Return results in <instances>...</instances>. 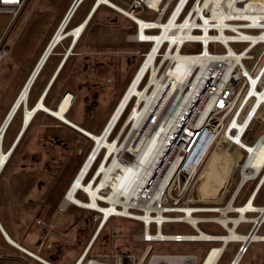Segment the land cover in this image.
Wrapping results in <instances>:
<instances>
[{"label": "built area", "instance_id": "obj_1", "mask_svg": "<svg viewBox=\"0 0 264 264\" xmlns=\"http://www.w3.org/2000/svg\"><path fill=\"white\" fill-rule=\"evenodd\" d=\"M121 1L123 5L120 6L123 9L117 7L115 9L135 24V32L128 35V40L149 44L146 51L137 50V53L143 57V63L155 45V40L137 38L140 28L138 18H142L139 14L145 10L155 13V18L152 20L142 18L147 23L145 28L147 34L161 32V27L154 23L157 21L169 22L175 14V24L168 31L173 36L161 41L157 56L153 60V64L159 67L156 75L165 85L163 93L166 94L173 83L169 82L166 77L169 70H176L179 75L185 74L187 70L185 66L178 64L177 59L166 56L168 51L173 54L176 51L183 54H199L206 57L208 61L204 66H194L193 70L189 72L187 84L191 85L196 81L195 91L193 90V94L188 99L187 109L166 131L162 127L167 123L169 115L164 111L162 100H155L150 104H145V101L142 100L137 105V96L131 97L107 138L110 139L131 103L133 105L128 115L137 105L139 113H142L138 126L134 125L135 119H133L123 127L127 115L122 127L112 140L118 136L117 141H121L120 145L129 140L132 151L124 152L125 156L121 157V161H134L142 137L146 133L147 136H150L155 132L159 142L155 144L151 154L149 174L143 178L141 185L129 202H126L125 195L113 202L98 198L101 205L107 208L114 206L115 210L106 216L103 210L89 209L92 211L89 219L97 222L95 232L88 248L73 264H219L229 243L233 241H238L239 246L228 264H239L248 252L250 243L255 239L250 238L246 241L233 237L225 239L224 237L230 236L231 229L236 231L238 225L243 221L239 220L235 223L234 220L237 217L233 213H237L239 217L240 212L232 209V205H238L236 199L241 187L247 181L259 180L264 170L263 165L255 177L248 178L241 183L242 170L250 156V151L236 140V137L242 141L245 140L255 120L264 121V0H235L233 3L231 0H220L217 9L210 7V0ZM238 1L242 3L241 7H236L235 3ZM27 2L28 0H0V14H10L11 16L0 33V63H3L10 54V48L6 45L5 40ZM102 4L107 5L106 3L99 5ZM221 33L226 38L221 36ZM179 37L182 38V41H179ZM188 43L199 44L200 50L184 52V47ZM232 44H245V46L242 48L233 47ZM258 47L259 50L255 53L254 51ZM151 70L152 67H149L144 74L139 83L140 88L144 89L149 82ZM142 85L143 87H141ZM152 87L154 88V84ZM136 132L139 133L138 137H135L136 134L134 135ZM263 137L264 132L251 144L255 145ZM221 142H226L228 152H233L236 148L243 151L244 157L242 160L236 159L233 169L234 172L238 168L240 169V178L233 190L230 191L236 172L224 185L222 184L220 191L218 190L220 192L219 199L204 200L203 196L197 193L200 188L199 174L206 164L208 156ZM93 149L94 147L88 155L93 158V163L84 178L85 182L95 176L107 152V148L102 146L97 154L93 155ZM103 151L105 152L102 159L96 169L94 168L96 171L92 175V167L99 160ZM115 156L114 152L107 165L113 161ZM102 175L99 176L100 179ZM100 193L103 196L108 195L106 190H101ZM84 194L87 196L86 193ZM189 213L196 218L194 223L187 218ZM113 217H125L141 223V231L130 234L132 241L142 245L138 257L132 253L119 251L115 243L112 246V253L96 254L92 252L93 244L111 223ZM262 221L264 220L254 221L247 234L248 237L252 232L258 233ZM37 222L44 227L47 226V223L41 219H38ZM174 223L184 224L192 232L165 233L163 231L164 226ZM201 223L216 224L224 232H206L200 228ZM51 228V225L47 228L39 251L45 246L50 247L48 237ZM113 229L114 225H112ZM157 241L198 242L211 243V245L206 248L204 256L200 260L198 253L158 252L154 246V242ZM21 250L24 253L20 255V259L11 262V264H19V262L56 264L38 253L30 252L24 248ZM0 255L3 257V252ZM211 256L212 259L209 260ZM168 257H172V260H167Z\"/></svg>", "mask_w": 264, "mask_h": 264}, {"label": "rangeland", "instance_id": "obj_2", "mask_svg": "<svg viewBox=\"0 0 264 264\" xmlns=\"http://www.w3.org/2000/svg\"><path fill=\"white\" fill-rule=\"evenodd\" d=\"M73 1L28 0L25 8L13 23L5 40L6 45L10 48V54L3 63H0V127L10 111L11 104H13L12 101L16 99L15 97H17L24 85L23 83L26 82L25 80H27L28 75H30L29 73H31L30 70L35 65L38 57L40 58L41 53L58 28V25L62 23ZM93 1L85 0L79 7L78 14L84 15ZM111 1L118 5H123L121 0ZM139 15L144 19L152 20L155 18V13L149 10H145ZM10 18V14H0V33L4 30ZM72 24L73 21L71 20L66 29H70ZM133 32H135V24L130 19L114 7L102 5L81 39V47H84L85 43H88L87 45L90 44L89 46L92 48H86L88 50L87 54L73 56L70 59L69 67L73 70L70 76L71 79L69 80V87L77 93L73 97L76 103L73 112L76 115L78 114L84 118H89L90 123H98L96 127L97 132L101 129L113 107L116 105L111 116L113 115L121 96L143 61V57L137 53V50L143 52L149 47V44L129 41L128 35ZM92 33L98 37L89 39L88 36L92 35ZM68 40L69 38L65 39L63 44L66 45ZM232 46L242 48L245 44H232ZM199 50V44L188 43L185 45L183 51L197 52ZM258 50L259 47L254 52L256 53ZM53 60L54 58L43 71L34 90L39 87L38 85L45 78L48 70L52 66ZM132 105L131 103V106L128 107L124 117L117 125L115 134L113 133L109 140H112L122 127ZM22 111L23 109L21 108V115L19 113V115H16L8 136L16 130V124L22 118ZM41 116L42 114L31 124L16 153L11 158L9 169L21 158L20 161L23 165L20 169L25 175L22 174L13 178L8 183V186L4 182L0 184V209L8 216L10 214L17 216L21 209L20 204H17L15 199L18 192H20L19 197L22 203H24V209L40 212V217L47 223V226L44 227L42 225L38 226L35 221L32 222L33 226L38 228V232L35 234L28 233L27 239L37 241L38 243L40 239H44L47 228L50 226V223H53L61 232L60 239L68 245L67 249L63 252V257L76 256L90 239L97 222L89 219V215L92 213L89 209L81 208L75 204H69L67 208L65 206V209H62L63 206L61 203H63L64 195L69 188V183L73 175L83 158L86 157L87 151L89 153L91 152L95 142L90 139L87 143L82 142L80 136L75 137V133H72V136L75 138L74 144L76 145L73 148L68 140L72 139V137H66L61 132L56 131L58 128L54 124H49L53 121L49 120V117L42 118L43 116ZM111 116L107 123L111 120ZM41 124L46 126V128L44 127L45 129L36 132V128ZM127 124H129V121L126 119L123 127L127 126ZM62 127L60 126V128ZM51 131L54 132L52 133ZM263 132L264 121L255 120L244 141L252 145L251 143ZM224 148L225 145L222 147L219 146L216 150L214 149L215 152L213 155L211 153L208 156L206 164L199 174L201 177L200 180L202 181L200 190L203 193H209L211 197L213 195V197H217L218 195L216 196V194L219 192L216 184L214 186L212 185L214 183L212 178L215 173L219 176L233 174V171L229 172V168L227 169L229 162H233L232 168L234 169L236 159L242 160L244 157V154L239 150L227 154ZM104 152H102L101 157L94 165L95 169L102 159ZM211 155L213 157L208 162ZM236 172L237 174L233 178L230 191L233 190L237 180L240 178V169L238 168ZM228 180L229 178L223 179L220 184L222 183L224 185ZM215 182H218V180ZM255 183L256 180L248 182L241 196L238 198L237 204L244 202ZM84 193L82 190H79L77 197L86 201L88 198ZM20 199H18L19 202ZM49 210L51 212L45 215L44 212L48 213ZM15 219L17 221V218ZM112 225H114L113 230ZM247 227L245 226V229ZM200 228L210 233L224 232L216 224L201 223ZM141 229L142 225L138 221L125 217H113L111 223L101 232L92 252L96 254L112 253V246L115 243L119 251L132 253L138 257L142 250V245L132 241L130 234L140 232ZM19 230L23 235L28 232L21 225ZM163 231L165 233L192 232L188 226L180 223L164 226ZM259 233H264V226ZM51 238L52 236L49 235L48 239ZM209 245L211 243L154 242L155 250L158 252H197L200 255V260L203 258L205 250ZM256 245L253 244L249 253L243 257L240 264L260 263L259 259L254 260L252 258V252L257 251L259 253L261 248L264 249V243L261 244L262 247L260 249ZM236 246L237 244L234 242L229 243L219 264L229 263ZM55 252V247L48 248L45 246L39 254L53 260L52 255ZM57 263L64 264L59 261ZM19 264H24V262H19Z\"/></svg>", "mask_w": 264, "mask_h": 264}, {"label": "bare ground", "instance_id": "obj_3", "mask_svg": "<svg viewBox=\"0 0 264 264\" xmlns=\"http://www.w3.org/2000/svg\"><path fill=\"white\" fill-rule=\"evenodd\" d=\"M210 2H211L210 7L213 9L215 8L217 9V6L220 0H210ZM231 2L233 3L235 2V0H231ZM100 3H106L107 5L111 7H114V8L117 7L119 9H123V7L114 3L111 0H96V3L94 5L92 12L96 10V8L99 6ZM235 5H237L236 7H241L242 3L238 1L235 3ZM67 19L68 17L65 18V20L63 19L62 23L58 25V28L56 29L50 41L48 42L47 46L45 47L44 51L42 52L40 56L41 58H39L38 63L36 64V67L31 71L28 79L26 80L24 86L19 92L13 104L14 107L12 106V108L10 109L8 113L9 114L8 118L6 119V121L4 120L5 122H3V126L0 131V149H2L1 146H2L3 137H4L3 129L5 128L9 119L11 118L13 112L16 110V108L18 110L21 105L25 106L24 107L25 109L24 118H25V123H26L25 126H28L31 120L33 119L34 115L36 114V112L39 109H42L54 115L55 117L65 121L69 125L81 130L86 135H88L91 139H93L95 143H98L97 147L94 149L92 153L93 155L97 154L98 150L100 149L99 145L105 146L107 148V152L105 155V159L100 165L99 169L97 171L95 170L96 171L95 176L93 178L91 177L89 181L85 182L84 178L89 172V169L93 163V158L87 157L86 161L84 162L79 172L75 176L74 180L71 182L69 188L67 189V192L64 195L62 206L65 207L67 204L73 203L77 206L88 208V209L103 210L105 212V215L107 216L108 214H110L111 211H114L115 208L114 206L107 208L101 205L98 202V198H102L106 201L113 202L115 199H119V197L125 195L126 202H129L130 198L134 195L139 185H141L143 178L149 174L151 154L154 150L155 144L159 142V140L156 139L155 132L151 134L150 136H147V133H146L142 137V140L139 144L140 148H138L139 151L137 152L136 159L134 161L122 162L121 157H124L125 153L132 151V147L129 144V140L125 141L124 143L120 145L121 141L119 142L117 141L118 136L114 140H109L107 138V135H108L107 132L108 131L110 132V130L116 124L122 112L124 111L128 103L130 102L132 96H137L138 98L137 103H136L137 105L142 100L145 101V104L153 103L155 100H162L161 103L163 105L164 111L165 113L169 115V119L167 120V123L164 124L162 127V129L166 131L168 128H170L171 124L175 120H177V118L182 113H184L183 111L187 109L186 105H187L188 99L190 95H192L193 92L195 91L194 89L196 88V84H195L196 81L192 83L191 85L187 84L189 72H191L194 66L196 65L204 66V64L208 61V59L199 54H183L179 51H176L175 54H173L172 52L168 51L166 56H170L172 58L177 59L178 64L185 66L187 70L185 74H181V75H179L176 72V70H173V69L169 70L168 75L166 77L169 80V82L172 81L173 83L171 84V87L167 91V93L166 94L165 92L163 93L162 91L164 90L163 87L165 85H164V82L161 81L156 75L159 67L153 64V60L155 56H157V50H158V47L161 41L164 38L170 39V37L173 36V35H170L168 31L172 28V25L175 24L174 23L175 14L172 16L169 22H165V21L155 22L154 24L158 27H161L162 31L153 33V34H147L145 32L147 23L144 21V19L138 18V21L140 22V28L137 34V38L141 40H155V45L149 52V55L147 59L145 60V62L141 63L140 67L138 68L132 80L130 81L129 85L127 86L125 92L121 96L118 102V105L116 107V110L111 116V120L109 121L107 131L104 134H101V133L95 134L91 131H87L86 129L82 128L81 126L77 125L76 123L72 122L70 119L66 117L65 113L71 106L72 100L74 97V95L71 92H67L64 95L57 109L48 108L44 104L42 100L43 98H41L37 102V104H35L32 107H28L27 105L28 98H29V91H30L29 87L32 81L36 79L35 77L45 57L48 54H51L50 51L52 47L56 43L59 44L63 39L67 38L70 34H72V37L74 39L73 44H75L77 40L79 39V37L81 36L82 32L85 30V27L88 21V19H86L81 24L75 27H72L70 29H66L67 24L69 22L67 21ZM188 34H189V31H188ZM221 36H224V38H226V36L223 35V33H221ZM252 38H255V37H252ZM179 41H182L181 37H179ZM149 67H152L149 83L144 87V89H141L139 88V83L144 77V74L149 69ZM153 84H154V88L152 87ZM136 106L134 107V109H132L131 113L129 114L127 118V121L135 119L134 125L138 126V124L141 121L142 113H139V108H137ZM137 134L139 135V133L137 132L134 133L135 137L136 136L138 137ZM236 140L240 144L246 146V148L250 151V156L246 160V163L242 170L241 183H243L246 179L255 177L259 173L261 167L264 165V137L260 141H258L255 145L253 144L250 145L240 140L238 137H236ZM114 152L116 153V156L113 158V161L109 165H107L108 160L112 158ZM10 155H11V151L9 152L0 151V166L1 167L6 163ZM101 175H102V178L100 179L99 176ZM260 180H261L260 181L261 182L260 185H261L262 182L264 181V170L262 172ZM79 190H82L83 192L87 194L88 200L84 201L77 197V193ZM101 190H106L108 195L103 196L100 193ZM232 209L238 210L240 212V216L235 218L234 220L235 223H237L239 220H249V218L245 216V212L248 210H254V211L260 212L257 217L253 218L254 221L259 222L261 220H264V206L260 207V206L255 205L253 203V198H250L245 204L241 206L232 205ZM187 211H189V209H187ZM187 218L193 223L196 221V218L190 215V213L187 215ZM227 237H233L236 239H243L247 241L250 238L264 239V234H257V233L252 232L250 237H248L247 235L245 236L243 234L236 232L234 229H231L230 236H225L224 238L227 239ZM10 241L13 242V240L11 239ZM157 258L158 257H156V259ZM211 259H212V256L209 260ZM167 260L171 261L172 257H168Z\"/></svg>", "mask_w": 264, "mask_h": 264}, {"label": "crops", "instance_id": "obj_4", "mask_svg": "<svg viewBox=\"0 0 264 264\" xmlns=\"http://www.w3.org/2000/svg\"><path fill=\"white\" fill-rule=\"evenodd\" d=\"M84 1L85 0H82L79 3V5L77 6V8L74 11L73 15L71 16L72 19L70 18V20L73 21L72 27H75V26L81 24L86 19H88L87 23L89 21L91 22L93 19H95L98 10L103 5V4L100 5V7H98V10L96 12H95V10L92 12V10L94 8V5L96 3V0H94L92 5L90 6V8L87 10V12L84 15H79L78 14L79 7L82 5V3ZM86 29H87V27H85V30L82 32L81 36L79 37V39L77 40V42L75 44H73L74 39L72 37V34H70L67 38H65V39L69 38L68 43L66 45L63 44V41L65 40V39H63L59 44H57L52 49L51 54L48 55L46 61L43 64V66L38 71V73H37V75L35 77L36 79L33 81V84H32V86L30 88L28 104H27L28 107L34 106L35 104H37V102L41 98H43L42 100H43L44 104L48 108L57 109L58 106L60 105V102H61L62 98L64 97V95L67 92L73 93L74 96L77 95L76 91L69 87V85H70L69 80L71 79L70 76H71L72 70H73L69 66H70V59L73 56H77V55L82 56L83 54H87L88 50L86 48H88V47L92 48L91 46H89L90 44L87 45L88 43H85L84 47H81V39L83 38V35H84ZM96 37H98V36L96 34H94V33H92V35L88 36L89 39H92V38L94 39ZM68 53H69V55H68ZM53 58H54V60H53L52 66L48 70L45 78L40 83V85H38L39 87H37V89L34 90V88H35L40 76L42 75L43 71L45 70V68L47 67V65L49 64V62ZM38 60H39V57H38ZM38 60L36 61L35 65L33 66L32 69H34L36 67V64L38 63ZM32 69L30 70V72L32 71ZM23 84H25V83H23ZM15 98H17V97H15ZM15 100L16 99H14L13 101L15 102ZM13 101H12V103L14 104ZM13 104H11V105L13 106ZM75 104H76L75 100L73 99L71 106L69 107V109L65 113L66 117L68 119H70L72 122L76 123L77 125L81 126L84 129H86L87 131H91V132H93L95 134H100V133L103 132V130H104L106 124H108L107 122H108V120H109V118H110V116H111V114H112V112H113V110L115 109V106H116L115 105L113 107V109H112L111 113L109 114L107 120L105 121V123L103 124L101 129L97 132L96 131V127L98 126V123H90L89 122V120H90L89 118H87V117L84 118V117H82V115L74 114L73 108H74ZM12 106H11V108H12ZM24 107H25L24 105H21L19 107L17 112H15V114L13 115L10 123L8 124V126L6 128V130L4 131V137H3V142H2V146H1L2 149H0V151H4V152L11 151V155L9 156V159L6 161V163L2 167L0 166V184L2 182H4L6 184V186H8V183L13 178H15V177H17L19 175H22V174L25 175L24 172H22V170L20 169L21 166L23 165V163L20 161L21 158L18 159L12 165L11 169H9V165H10L11 158L16 153V151H17V149H18V147H19V145H20V143H21L26 131L29 129V127L34 122V120L36 118H39L40 114H42V116H43V117L41 116L42 118L49 117L48 119L53 121L52 123H49V124H54V126L59 129V130L57 129L56 131L61 132L62 135L66 136V137H72V139H68V138L67 139L69 140V144L71 143L70 145H72L73 148L76 145L74 144L75 138L72 136V133H75L74 134L75 137L80 136V140L82 142H86L87 143L89 141V139L93 141V139H91L88 135H86L81 130L69 125L65 121L55 117L54 115H52L49 112H47L45 110H42V109H39L36 112V114L34 115L33 119L29 123V125L25 126L26 123H25V118H24L25 117L24 116L25 115ZM21 108L23 109L22 118L20 119V122H18L16 124V130L10 136H8V133H9L11 127H12V123H13L16 115L18 113L21 115ZM60 126H63L64 128L63 127L60 128ZM44 127L46 128V126H44L43 124L39 125L36 128V132L40 131L41 129H45ZM51 132L53 133L54 131H51ZM115 132H116V129L114 130L113 133L115 134ZM117 133H116V135H117ZM68 135H70V136H68ZM4 140H5V142H4ZM78 140H79V138H78ZM223 145H225L224 149H225V152L227 154H231V153H233V152H235L237 150H239V151H241L243 153V151L241 149H239V148H236L233 152H228V150L226 149V147H227L226 142H221V144L219 146L222 147ZM219 146H217L215 148V150L218 149ZM215 150L212 152V155L215 152ZM86 154L88 155L89 151H87ZM87 155H85L86 157L83 158L82 162L80 163L78 169L76 170V172L73 175V177H72V179H71L69 184H71V182L74 180L79 168H81L82 164L86 161L85 159H87V157H88ZM212 155L210 156L208 162L211 161V158L213 157ZM232 164H233V162H229V164H228L227 169L229 168V172L233 171ZM94 171H95V169H94V166H93L92 170H91L92 175L94 174ZM233 173H234V171H233ZM232 175L233 174L231 173V175H228V176H219V175H217L215 173L214 177L212 178V181H214V183L212 185L214 186V184H216L217 189L220 191V188L222 186V183L220 184V182L223 179L230 178ZM200 179H201V177H200ZM215 179L218 180V182H215L216 181ZM260 181L261 180H258V181L256 180V183L253 186V188L251 189V191H250L249 195L247 196V198L244 200V202L238 204V206H241V205L245 204L250 198H253V203L255 205L260 206V207L264 206V181L262 182L261 185H260V183H261ZM201 182L202 181L200 180V188L197 190L198 195L203 196L204 200H217V199H219L220 192H218L216 194V196L218 195L217 197H213L214 195L211 197V196H209V193H206V192L203 193L200 190L201 189V184H202ZM248 182L249 181H247L241 187L239 195H238V197L236 199V202H237L238 198L241 196L242 191L245 188V186L248 184ZM210 184H211V182H210ZM19 195H20V192H18V194L16 195V199H15L16 203L20 204V209H21V210L19 209L20 212H18L17 216H14V214H13L14 217L12 216V214H10L8 216L7 214H4L1 211V209H0V254H1V252H3V254H4L3 257H1V255H0V264H11V262L18 261L20 259V255H22L24 253L21 250V248H24V249H26V250H28L30 252H34V253H38V254H39V252H41L44 249V247H43L39 251V246H40V243H41V241L43 239H40L38 243H37V241H32L31 239H27L28 233L35 234L36 232H38V228L36 226L34 227L32 222L35 221V223L38 226L40 225L37 222L38 219L43 220L40 217V215H39L40 212H35V210H31V209H27V210L24 209V206H23L24 203H22V200L20 199ZM18 199H20V202L18 201ZM69 204H73V203H69ZM69 204H67L65 208H67L69 206ZM61 205H62V203H61ZM60 208H62V206H60ZM65 208L63 207L62 209H65ZM81 208H83V207H81ZM50 212H51V210H49L48 213L44 212V214L48 215ZM259 213L260 212L254 211V210L246 211L245 212V216L248 217L249 220L241 221V223L238 225L236 231L238 233L243 234V235L246 236L249 233V231L251 230V228H252V226L254 224L253 218L257 217L259 215ZM233 215L238 217L237 213H233ZM15 218H17V221H16ZM43 221H45V220H43ZM20 225L23 227L24 230L26 229V231H28L27 233H25V235H23L20 232V230H19ZM50 225L52 227L51 230H50V235L52 236V238L48 239V241L50 243V247H48V248H54V247L56 248V252L53 253V255H52V257L54 259L51 260V259H48V258L42 256V255L41 256L43 258L53 262V263H56V264H60V263H57V261L63 262L64 264H73L83 254V252L88 248L89 243H90V241H91V239H92V237L94 235V232H95V229H94L90 239L87 241V243L84 246V248L76 256H64L63 257V252L67 249L68 245L63 240L60 239V237H61L60 230L55 225H53V223H50ZM245 226H248V227L245 229ZM263 226H264V221H262L261 226L259 227L258 234H260L259 231L261 230V228ZM244 230H246V231H244ZM262 234H264V233H262ZM45 235H46V233H45ZM10 239L13 240L14 243L12 241H10ZM254 239L255 240H253L250 243V246L248 248V252L244 255V257L249 253V251L252 248L253 244H257L256 246L258 247V249H260L262 247L261 244L264 243V239H256V238H254ZM97 240H98V238H97ZM96 241H95V243H96ZM233 242L237 244V246L235 248V251H236L237 247L239 246V242L238 241H233ZM95 243L93 244L92 249H93ZM235 251H234V253H235ZM252 258L254 260L259 259V261H260L259 264H263L264 263V249L261 248V251L259 253L257 251L256 252H252ZM242 259H241V261H242ZM241 261H240V263H241Z\"/></svg>", "mask_w": 264, "mask_h": 264}, {"label": "water", "instance_id": "obj_5", "mask_svg": "<svg viewBox=\"0 0 264 264\" xmlns=\"http://www.w3.org/2000/svg\"><path fill=\"white\" fill-rule=\"evenodd\" d=\"M81 1H82V0H74V1L72 2V4H71V6H70V8H69V10H68V12H67V14H66V16H65V18L68 17L67 21L70 20L71 16L73 15L74 11L76 10L77 6L79 5V3H80ZM65 18H64V20H65ZM56 44H57V43H56ZM56 44H55V45H56ZM55 45L52 47V49L55 47ZM52 49H51V51H52ZM51 51H50V53H51ZM48 55H49V54H48ZM48 55L45 57L43 63H42L41 66H40V69H41V67L43 66L44 62L46 61ZM40 69H39V70H40ZM34 79H35V78H34ZM33 81H34V80H33ZM33 81H32V83H31L29 89L31 88V86H32V84H33ZM72 94H73V93H72ZM13 107H14V106H13ZM16 110H17V108H16ZM16 110L13 112L11 118H12L13 115L15 114ZM8 116H9V114L7 115L6 119L8 118ZM11 118L9 119V121H8V123L6 124L5 128L3 129L4 131L6 130L8 124L10 123ZM6 119H5V121H6ZM5 121H4V122H5ZM2 126H3V124H2ZM2 126L0 127V131H1V129H2ZM107 127H108V125H107ZM107 127L105 128V130L103 131L102 134H104V133L107 131ZM108 133H109V131L107 132V134H108ZM97 145H98V143H94V146H93L94 149L97 147ZM102 146H103V145H99V148H101ZM94 149H93V151H94ZM235 174H236V172L233 173V175H235ZM257 222H258V221H257Z\"/></svg>", "mask_w": 264, "mask_h": 264}, {"label": "trees", "instance_id": "obj_6", "mask_svg": "<svg viewBox=\"0 0 264 264\" xmlns=\"http://www.w3.org/2000/svg\"><path fill=\"white\" fill-rule=\"evenodd\" d=\"M98 7H100V5H99ZM98 7L96 8L95 12L98 10ZM71 19H72V18H71ZM70 22H71V20H70L69 23L67 24V27H68V25L70 24ZM89 24H90V21L87 23V26H86V27H88ZM113 30H115V29H113ZM78 42H79V41H78ZM76 45H77V44H76Z\"/></svg>", "mask_w": 264, "mask_h": 264}]
</instances>
